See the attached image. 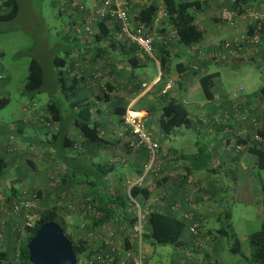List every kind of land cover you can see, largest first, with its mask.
Returning a JSON list of instances; mask_svg holds the SVG:
<instances>
[{
    "label": "trees",
    "instance_id": "1",
    "mask_svg": "<svg viewBox=\"0 0 264 264\" xmlns=\"http://www.w3.org/2000/svg\"><path fill=\"white\" fill-rule=\"evenodd\" d=\"M260 1L264 0H140L132 6L131 0H125L124 7L133 15L134 25L143 27L147 35H154L153 48L159 58L162 72L159 81L154 83L157 86L159 94L157 97L161 103V113L155 126L160 135L169 137L182 127L188 128L191 122L187 108L169 95L168 88L175 86L178 79L170 75L171 59L176 46L190 47L193 58V61L186 66L182 62L176 63L175 72L177 74L187 70L184 72L198 75L197 73L203 71L202 68L211 64L213 61H198V55L202 50L219 51L221 50L219 45L231 50L230 47L235 49V45L241 43L242 40L248 47H252L255 43L251 40L256 36L261 40L262 45L260 44L257 49L255 47L250 49L247 61H261L260 64L264 65V13L261 14V19L254 18L251 25L238 37L220 39L208 45L203 44L205 26L198 20L197 15L201 12L210 14V11H216L218 15L211 14L213 15L212 20L224 21L230 25L247 8L253 12L260 7L259 5L262 4ZM161 4L165 15L160 27L155 28L153 20ZM19 13L20 0H0V24L15 20ZM83 20L84 16L81 25ZM110 20L111 17L108 15L98 21L94 25L92 34L81 30V34L86 36L83 44L75 38L71 41L72 45L67 40L58 43V46L64 47V57L57 55L50 57V64L53 67L50 77L51 86L47 85L43 63L32 56L21 92L23 96L30 99V102L38 93L48 92L45 107L42 112L36 110L31 112L29 117L21 123H12L11 126L5 123L0 125V143L7 145L16 137L24 136L23 127L30 125L36 130L35 136L36 134L44 135L43 138L40 136H34L31 139L23 137L29 140V146L32 147V149L27 148L26 152L22 146L18 149L12 146L11 149L14 151L24 154L23 162L26 165L34 166L41 157L47 156L49 159V167L46 170L47 189L46 187L31 189V193L26 196L20 192V198L8 197L0 206V264H31L28 259L27 244L37 229L47 222H56L62 227L64 235L68 237L73 246L77 264H81L79 255L87 251L86 241L79 238L75 243L72 235H68L59 222L65 214L75 213L79 216L80 213L77 210L68 208V202L81 204L86 197L90 198L93 206L94 224L108 225L109 228L123 221H128L129 225H132L136 221V216L133 215L134 207H131L130 197L137 201L146 211L142 235L143 245L170 244L174 246L177 264H221L219 255L225 250L222 238L227 241L229 253L242 254L241 243L231 232L230 212L225 210L220 214L221 226L216 228V232L214 230L204 232L201 221L197 219L194 211L187 210L184 206L185 203L190 202V195L201 199L207 195L199 179L190 184L192 191L181 189L192 181L193 170L207 172L209 169L207 165L210 158L205 145L198 143L196 154L189 157L177 152L163 151L160 139L149 130L143 118L142 122L148 135L159 145L158 159L157 165L152 166L153 170L150 169L149 174L141 182L135 183L143 175L149 163V154L142 146H135L138 138L131 126L124 123L123 116L126 108L119 101L111 114L117 119L114 127L121 129L122 133L128 136L120 149V151L123 150V155L121 157L111 155L109 158L98 156L99 151L109 147L110 142L104 137L105 128L97 119L99 112L94 109L96 100L106 101L108 97L106 91L113 89L112 82L114 80L119 82L124 78L122 75L126 68L120 69L119 65L124 57L127 58L128 70L132 74L135 69L144 66V61H153L149 56L139 52L135 44L129 43L126 39H118L119 24L114 21L110 23ZM225 43L229 47H226ZM71 56H75L76 60L78 58L76 63L78 66L82 65L80 63L87 62L92 65L90 70L96 68L97 72H101L100 70L105 72L104 76L102 75L105 78L104 86L95 91L91 99L86 96L85 87H80L77 76L72 75L73 77L68 78L67 67L74 63V60L69 62ZM232 63L236 62L226 61L212 64L229 65ZM95 64L97 66L94 67ZM215 77L214 73L205 71L198 75V84L208 100L213 99ZM143 82L145 81L138 82L134 89L137 90ZM50 89L55 92H50ZM234 91L231 99L233 111L232 113L225 112L224 116L228 117L231 114L230 118L236 116L238 120L246 121L249 126L248 132L246 130V137L230 145L237 152L246 149L254 156L255 161L252 167L255 172L252 176L253 179L261 181L259 173L264 171V82L255 93L253 102L256 105L253 109L247 106L244 108L237 103L234 106L233 103L241 95L242 89L238 88ZM8 103V94L0 96V108ZM31 105L34 104L23 106V111L27 113V110H33L29 107ZM238 112L242 113L237 116ZM255 136H258L260 140L255 139ZM117 146L118 144L115 147ZM121 159L127 161L124 164L137 168L135 179L127 182L126 177H124L125 180L122 178L123 175L119 173V164H117ZM166 166L175 168L177 172L181 170L177 175L176 186L170 184L169 189L172 191L164 189L165 183L169 180L165 173ZM5 167L6 163L0 156V173ZM241 178H244V175H233L238 185L246 184L244 181L240 182ZM122 182L124 185L121 187L127 186L125 195L115 190L116 184ZM72 186L74 190L70 191L68 188ZM219 190L216 192L218 193ZM10 192L15 194L12 189ZM217 193L213 197L216 204L218 199L221 200ZM26 200L31 201L32 204L25 206ZM196 200L199 201V199ZM262 200L264 206V197ZM16 208L18 209L15 210ZM185 213L188 214L187 217L184 216ZM193 224L198 230L196 234L190 232V226ZM248 247L246 259L251 264H264V218L261 220L259 229L248 236Z\"/></svg>",
    "mask_w": 264,
    "mask_h": 264
},
{
    "label": "crops",
    "instance_id": "2",
    "mask_svg": "<svg viewBox=\"0 0 264 264\" xmlns=\"http://www.w3.org/2000/svg\"><path fill=\"white\" fill-rule=\"evenodd\" d=\"M87 1L88 4L84 6L90 7L94 3H98L99 0ZM138 1L140 0H131V5L133 6V3H137ZM260 3L264 4V1H260ZM78 5L83 4H79L76 2V0H66V3L59 9L58 12L60 14H66L70 18L74 19L73 23L76 25V27L75 34L71 38V41L75 38L79 40L80 44H83L85 42L86 36L77 31L80 29L79 26H81V21L84 14L80 11ZM211 14L218 15V12L210 11V14L201 12L197 15L198 20L205 26L203 44L207 45L220 39H232L238 37L254 21L253 16H251V14L248 12V8L243 14H241V16L236 18L233 24L230 25L224 21L218 22L212 20L213 15L211 16ZM66 37L68 36H63V41H68ZM69 43L72 45V42L69 41ZM39 51H44V48H40ZM191 53L192 50L190 47H175L173 51L174 56L171 59L172 64L170 75H174L173 77H178V79L175 86L168 88L170 91V97L179 100L189 111L191 122L188 125V128L182 127L175 134L169 137H164L158 133L155 126L161 113V103L158 100L157 96H159V94L157 92V86L154 85V83H157L161 77L162 72L160 68V62L158 61L155 63L154 61H144V66L135 69L132 74L128 70L129 63L127 58L124 57L119 62L120 69L122 67L126 68L124 75H122L124 78L119 82H115L114 80L112 82V85L114 84L112 90L106 89L108 96L106 101L96 100L95 102L96 104L94 109L99 112L97 114V119L105 128V132H103L104 137L106 140H108V142H110L109 147L100 150L98 156L101 158H109L111 155H118L120 157L123 155V150L120 151V149H122L123 143L127 141L128 136L123 134L121 129L114 127V125L117 123V119L111 114V111L119 101L122 103V105H125L126 109L129 108L133 112L142 114L147 126L149 127V130L154 134L155 137L157 136L160 139L163 151L177 152L185 157H189L196 154L198 143L205 145L210 158L209 164L207 165L209 169L207 172L204 170H193L191 175L192 181L184 185L181 189L192 191L190 184H193V182H195L197 179L202 181L201 183L205 187L207 194L206 196L204 195L205 198L203 197V199H201L200 197L196 198L197 196L192 197V195H190V202L185 203L184 206L187 210L194 211L197 219L201 221L203 231L208 232L213 230L216 231L214 227L210 226L209 220L212 218L219 220V216L223 212L221 208V200L219 201L218 199L216 204L213 199L217 193L216 191L222 188L221 182L224 180V178L221 177V175L223 173L225 174L230 172L231 168L233 169L232 174L244 175V178H241L240 182L244 181L246 184L247 182L253 184V181L256 180L253 179L252 176V174L255 172L254 168L252 167L255 158L246 149L237 152L233 149V146L230 145L238 139H243V137H246L245 134L246 130L248 132L249 124H247L246 121L243 122L238 120V117L236 116L230 118L231 114L228 117L224 116L225 112L232 113L233 111L231 99L235 91H227L218 84V81L221 78V72L218 69L219 65L211 63L207 64L204 69L202 68V72L205 71L208 73H214L216 75L214 80L215 85L213 89L214 94L212 100L206 99L202 90L198 87V85L195 84V80H197L198 84V75L202 72L197 73L198 75L191 74L190 72H184L187 70H183V73L178 74L175 72L176 63L182 62L186 66L193 61ZM33 55L36 54L31 52L30 56ZM72 60H74V63L67 67L69 70L68 78L73 77L72 75L77 76L76 78L79 80L80 87H85L86 96H89L91 99L94 96V92L100 90L101 86H104L105 80L103 81V76L105 72L103 70H100L101 72H97L96 68L90 70L92 65L88 64L87 62L80 63L82 65L78 66L76 64L78 58L76 60L75 56H71L69 58V62H72ZM245 61L247 60L229 65L236 67V65ZM259 62L262 63L261 61ZM229 65L227 64L226 66ZM95 66H97V64H95L94 67ZM2 71L6 70H0V96L7 95L9 93V73L8 71H6L8 74ZM97 73H99V75H97ZM142 81H145L143 83H147L149 86L143 88L140 85L139 88L135 90L134 87L137 85V83ZM255 93L256 91L253 93H247L246 91L242 90L240 93L241 95H239L233 105L235 106L237 103L240 106H247L253 109L254 105H256V103H253ZM243 94L244 97L242 98ZM238 113L239 114H236L237 116H239L242 112ZM27 127H23L22 133L24 136L16 137L14 141L8 143L11 146L7 145L6 143H0V156L6 163V167L0 173V206L3 205L2 203L8 197L14 199L18 197L20 198V192H23L26 196L27 194L29 195L31 193V189H41L44 187L47 189L48 183L46 180V170L49 167L48 157H41L35 162L34 166H28L23 162L24 154H20V152L18 153L17 151L11 149L12 146L16 147L17 149L19 147L21 148L22 146L25 152L29 147V149H32V147L29 146V140L23 137H28L30 139L31 137L34 138L33 134H35L36 130L32 128L31 125ZM200 137L204 138L203 142L200 141ZM116 144H118L117 148L115 147ZM126 162L127 161L124 159L118 161V171L121 175H123L122 178L124 179V177H126L127 182H129L131 179H135L134 175L137 168L131 167L129 164H124ZM179 172H181V170ZM179 172H177L176 169L171 166H166L165 173L169 180L165 183V191H172V189H169L171 188L170 184L176 186L177 175ZM121 185L123 186L124 183L122 182ZM11 189L14 190L15 194L10 192ZM68 189L73 191L74 187L72 186ZM255 189L260 194L256 184ZM165 191L163 190V193ZM196 199H199V201Z\"/></svg>",
    "mask_w": 264,
    "mask_h": 264
},
{
    "label": "rangeland",
    "instance_id": "3",
    "mask_svg": "<svg viewBox=\"0 0 264 264\" xmlns=\"http://www.w3.org/2000/svg\"><path fill=\"white\" fill-rule=\"evenodd\" d=\"M76 2L83 5L88 4L87 0H76ZM65 3L66 0H20L18 17L13 21L0 24V70L8 71L10 78L8 86L9 103L0 108V125L5 123L11 126L12 123H21L29 117L31 112L43 111L49 93H38L30 102V99L22 95V86L26 81L27 67L32 57L30 56L31 52L36 54L33 56L38 57L43 63L47 85L51 86L50 77L53 67L50 64V57L54 55L64 57V47L58 46V43L63 40L64 35L68 36V42H71V38L75 34L74 19L58 12ZM259 6L253 12L248 10L255 19H261V14L264 13V5L260 4ZM79 28L82 29L81 26ZM81 29H78L77 32H80ZM40 48H44V51H39ZM244 60L249 59L246 57ZM231 65L218 66L221 72L218 84L225 90H238L240 87L247 93H253L264 82V65L260 62L254 60L245 61L236 67ZM6 71L2 72L7 73ZM195 84L201 89L197 80H195ZM50 92L55 91L50 89ZM30 103L34 104L29 106L33 110L29 109L25 113L23 106ZM136 116L141 117L142 114ZM33 135L35 136V134ZM36 136L43 138L44 135L36 134ZM203 139L200 137L201 142ZM232 171L233 169L230 168V172L222 174L224 178L221 182L222 189H218L217 194L221 198L222 210L232 214L231 232L239 239L242 254L229 253L227 241L222 238L225 243V250L220 252L219 260L221 264H251L246 259L247 249H249L248 236L259 229L261 220L264 218L262 200L264 197V171L259 173L261 178V181L258 180L259 183L254 180L253 184L247 182V184L241 185H238V182L233 179ZM255 184L260 194L256 191ZM116 185L115 190H118L120 194L125 195L127 193V186L121 187V183ZM209 222L210 226L215 229L221 226L216 218L210 219ZM59 223L62 224L68 235H76L80 219L75 213L65 214ZM145 249L147 264H177L175 261L176 249L170 244L154 246L145 244ZM79 258L83 259L84 254H80Z\"/></svg>",
    "mask_w": 264,
    "mask_h": 264
},
{
    "label": "built area",
    "instance_id": "4",
    "mask_svg": "<svg viewBox=\"0 0 264 264\" xmlns=\"http://www.w3.org/2000/svg\"><path fill=\"white\" fill-rule=\"evenodd\" d=\"M124 6V0H100L99 3H94L90 7L80 5L79 9L84 14L82 29H80L92 34L94 25L109 15L111 17L110 21L119 24L118 39H126L129 43L135 44L139 52L149 56L155 63L158 62L159 58L153 48L154 35H147L143 27L137 24L134 25L132 22L133 15ZM164 15V8L160 6L153 20L155 28L160 27ZM251 41L255 43L252 47H248L242 40L241 43L235 45V49L230 47L231 50H229L219 45L221 47L219 51L202 50L198 55V61L208 60L213 61L212 63L242 61L248 57L250 49L254 47L257 49L261 44V40L257 36ZM225 46L229 47L226 43ZM148 86L147 83L142 84L143 88ZM137 114L128 108L123 116L124 123L131 126L138 138L135 146H142L149 154V163L143 175L135 183L141 182L149 174L152 166L157 165L159 148L157 142L148 135L142 122L143 116L137 117ZM254 138L260 140L258 136ZM130 201H132L131 207H134L133 215L136 216V221L132 225H129L128 221H123L121 224L112 225L111 228L108 225L94 224L92 220L93 206L89 197L84 198L81 204L68 202V208L77 210L80 213L81 220L76 235H72L73 241L76 243V240L80 238L86 241L88 246L84 258L80 259L81 264H146V249L142 243L146 211L131 197ZM31 204L32 202L27 200L24 203L25 206ZM184 216L187 217L188 214L185 213ZM197 231L195 224L190 226V232L196 234Z\"/></svg>",
    "mask_w": 264,
    "mask_h": 264
},
{
    "label": "water",
    "instance_id": "5",
    "mask_svg": "<svg viewBox=\"0 0 264 264\" xmlns=\"http://www.w3.org/2000/svg\"><path fill=\"white\" fill-rule=\"evenodd\" d=\"M31 264H77L73 246L56 222L41 225L27 244Z\"/></svg>",
    "mask_w": 264,
    "mask_h": 264
},
{
    "label": "bare ground",
    "instance_id": "6",
    "mask_svg": "<svg viewBox=\"0 0 264 264\" xmlns=\"http://www.w3.org/2000/svg\"><path fill=\"white\" fill-rule=\"evenodd\" d=\"M136 113V112H135Z\"/></svg>",
    "mask_w": 264,
    "mask_h": 264
}]
</instances>
